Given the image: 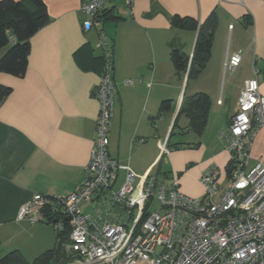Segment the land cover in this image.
Returning <instances> with one entry per match:
<instances>
[{"label":"crops","instance_id":"crops-1","mask_svg":"<svg viewBox=\"0 0 264 264\" xmlns=\"http://www.w3.org/2000/svg\"><path fill=\"white\" fill-rule=\"evenodd\" d=\"M43 1L49 20L30 39L25 74L0 73V84L11 87L0 102V258L18 250L32 261L55 245L53 222L32 224L17 215L35 193L53 199L82 183L96 136L100 103L94 90L105 51L112 54L115 80L110 155L138 175L176 173L180 189L191 196L204 195L201 177L211 169L227 180L230 155L221 133L255 67L264 95V0H135L130 8L126 0H105L102 10H112L117 19L90 29L84 28V0ZM176 14L199 24L216 18L210 59L189 81L190 62L179 76L171 52L180 49L192 59L198 31L175 28ZM239 50V67L225 69L227 57ZM129 79L132 84L125 83ZM185 92L210 97L200 136L182 130L188 125L180 114ZM164 100L171 104L163 110ZM177 127L185 141L173 142ZM251 156L253 162L264 160V126ZM125 174L121 168L117 181L123 183Z\"/></svg>","mask_w":264,"mask_h":264},{"label":"built area","instance_id":"built-area-1","mask_svg":"<svg viewBox=\"0 0 264 264\" xmlns=\"http://www.w3.org/2000/svg\"><path fill=\"white\" fill-rule=\"evenodd\" d=\"M134 1L126 0L127 6ZM104 3L82 2L81 11L89 16L85 29L93 27ZM242 58L243 50L231 54L225 69L235 71ZM258 72L255 67L244 81L238 109L221 133L231 174L224 184L216 169L205 172V193L198 197L180 189L176 173L138 175L110 155L115 80L112 54L105 51L94 90L100 103L96 136L82 183L53 199L35 193L17 219L53 222L57 230L68 221L70 260L63 264H264V160L253 162L251 156L264 126ZM121 168L125 179L115 189Z\"/></svg>","mask_w":264,"mask_h":264},{"label":"trees","instance_id":"trees-1","mask_svg":"<svg viewBox=\"0 0 264 264\" xmlns=\"http://www.w3.org/2000/svg\"><path fill=\"white\" fill-rule=\"evenodd\" d=\"M114 19H117V16L112 10H101L97 14L95 22ZM48 20L49 14L43 0H0V50L6 48L5 53L0 57V73L4 72L13 76L25 74L28 68L30 39ZM171 22L175 28L198 31L192 59L189 54L180 49H173L171 52V60L179 76L186 72L190 62L189 81V79L196 78L205 69L210 59L216 18L212 15L205 23L199 24V21L194 17H183L176 14L172 16ZM10 91L11 87L0 84V102ZM170 104V100H164L162 109L168 108ZM210 106L211 100L207 93L197 92L189 95L185 92L180 114L187 116L188 125L182 130L185 132L194 131L199 136L202 135L207 126ZM186 144L189 145V143ZM231 169V164H228V174H231ZM70 230L69 222L65 221L63 230L56 229L55 245L32 261H28L20 251L13 250L0 258V264L66 263L70 260L68 254Z\"/></svg>","mask_w":264,"mask_h":264},{"label":"rangeland","instance_id":"rangeland-1","mask_svg":"<svg viewBox=\"0 0 264 264\" xmlns=\"http://www.w3.org/2000/svg\"><path fill=\"white\" fill-rule=\"evenodd\" d=\"M186 122H187V118L185 116H182L179 124L180 126H184L183 124H185ZM186 139H187L186 134L181 133L180 127H177L176 132L173 134V138H172L173 142H182V141H185ZM166 163L167 161H165V164L163 167L164 169L167 168ZM121 184H122V181L119 179L116 182V185L114 186L115 189H118L121 186Z\"/></svg>","mask_w":264,"mask_h":264},{"label":"water","instance_id":"water-1","mask_svg":"<svg viewBox=\"0 0 264 264\" xmlns=\"http://www.w3.org/2000/svg\"><path fill=\"white\" fill-rule=\"evenodd\" d=\"M212 32V31H211ZM70 218L68 217L67 220H69Z\"/></svg>","mask_w":264,"mask_h":264}]
</instances>
